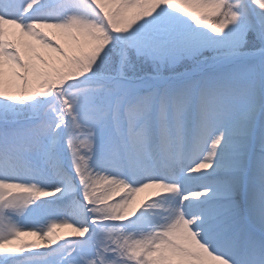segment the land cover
I'll use <instances>...</instances> for the list:
<instances>
[{
  "label": "snow or ice",
  "instance_id": "1",
  "mask_svg": "<svg viewBox=\"0 0 264 264\" xmlns=\"http://www.w3.org/2000/svg\"><path fill=\"white\" fill-rule=\"evenodd\" d=\"M0 264H264V0H0Z\"/></svg>",
  "mask_w": 264,
  "mask_h": 264
},
{
  "label": "bare ground",
  "instance_id": "2",
  "mask_svg": "<svg viewBox=\"0 0 264 264\" xmlns=\"http://www.w3.org/2000/svg\"><path fill=\"white\" fill-rule=\"evenodd\" d=\"M144 194H142L143 196ZM58 232H63V233H67L69 232L70 230L69 229H57ZM26 239H29V240H34L35 238H26Z\"/></svg>",
  "mask_w": 264,
  "mask_h": 264
}]
</instances>
